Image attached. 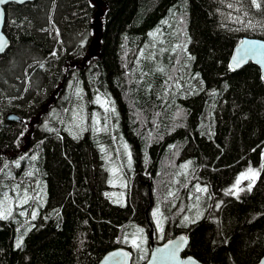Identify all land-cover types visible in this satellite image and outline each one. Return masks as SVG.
Wrapping results in <instances>:
<instances>
[{
    "label": "trees",
    "instance_id": "1",
    "mask_svg": "<svg viewBox=\"0 0 264 264\" xmlns=\"http://www.w3.org/2000/svg\"><path fill=\"white\" fill-rule=\"evenodd\" d=\"M256 3L5 6L0 264H96L117 245L142 264L147 207L164 218L156 241L189 237L182 255L207 264L260 258L264 81L252 62L229 66L242 35L264 39V0ZM252 167L250 189L233 193Z\"/></svg>",
    "mask_w": 264,
    "mask_h": 264
},
{
    "label": "water",
    "instance_id": "2",
    "mask_svg": "<svg viewBox=\"0 0 264 264\" xmlns=\"http://www.w3.org/2000/svg\"><path fill=\"white\" fill-rule=\"evenodd\" d=\"M32 0H7V3L0 4V38L5 41L2 53L9 45L10 40L3 31L5 19V6L10 2L24 3ZM234 58L241 62L239 66L234 65ZM252 62L256 64L260 71V76L264 81V39L257 36L242 35L234 45L230 57L229 66L236 70ZM7 119H21L14 112H8ZM150 206V205H149ZM145 222L148 226V256L142 264H207L198 260L192 254L182 255L183 250L189 242V237L184 232H179L174 236L168 237L162 241L155 240L154 226L148 214V207L145 209ZM131 250L124 245H117L107 250L97 261L96 264H130ZM253 264H264V253Z\"/></svg>",
    "mask_w": 264,
    "mask_h": 264
},
{
    "label": "rangeland",
    "instance_id": "3",
    "mask_svg": "<svg viewBox=\"0 0 264 264\" xmlns=\"http://www.w3.org/2000/svg\"><path fill=\"white\" fill-rule=\"evenodd\" d=\"M124 151L127 153L128 152V148L125 146L123 147ZM252 169L254 173H258L259 169L256 167H252V168H247L245 169V171H243L239 178H237V180H240V183L237 184V180L233 183L232 187L234 188V190L232 191L233 193L237 194L238 191L241 189H246L249 188V185H252L254 182V179L257 175H255L253 178L248 179V178H242V174H248V170ZM237 192V193H236ZM149 216L151 219V222L154 226L155 229V239L157 238V240L162 239L163 235H164V218L160 213V210L156 209V208H152L149 211Z\"/></svg>",
    "mask_w": 264,
    "mask_h": 264
},
{
    "label": "snow or ice",
    "instance_id": "4",
    "mask_svg": "<svg viewBox=\"0 0 264 264\" xmlns=\"http://www.w3.org/2000/svg\"><path fill=\"white\" fill-rule=\"evenodd\" d=\"M4 3H7V0H0V4H4ZM253 3L256 4V7H260V5L256 3V0H253ZM4 44H5V41H4L2 38H0V51L3 50ZM240 62H241V61H240L238 58H234V65H235V66L238 67L239 64H240ZM230 67H232V66L230 65ZM248 173L251 174V175H248V174H242V178H248V179H251V178H253L255 175H257V173H254L252 169H249V170H248ZM236 183L239 184V183H240V180L238 179ZM250 187H251V185H249V189H250ZM197 190H198V191H204V190H206V189H199V188H198ZM28 199H29V197L25 196L24 199L22 200V203H27ZM10 214H11V209L8 210V215H10ZM21 214H23V213H21ZM35 215H36V213L33 212V213H32V217H33V219H35ZM6 218H7L6 215H4L3 213H0V219H6ZM185 220H188V217H185ZM21 242H22V241H18V242H17V247L20 246V243H21Z\"/></svg>",
    "mask_w": 264,
    "mask_h": 264
},
{
    "label": "bare ground",
    "instance_id": "5",
    "mask_svg": "<svg viewBox=\"0 0 264 264\" xmlns=\"http://www.w3.org/2000/svg\"><path fill=\"white\" fill-rule=\"evenodd\" d=\"M251 36V35H250ZM10 40V39H9ZM104 159H106V158H104ZM113 159V158H112ZM107 161V160H106ZM113 160H111L110 162H112ZM107 163H108V161H107ZM185 175V174H184ZM125 192V191H124ZM150 210V209H149ZM150 217V216H149ZM151 220V219H150Z\"/></svg>",
    "mask_w": 264,
    "mask_h": 264
}]
</instances>
